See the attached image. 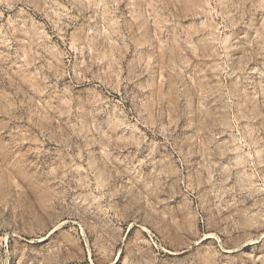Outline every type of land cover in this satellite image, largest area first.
<instances>
[{
	"label": "rangeland",
	"instance_id": "obj_1",
	"mask_svg": "<svg viewBox=\"0 0 264 264\" xmlns=\"http://www.w3.org/2000/svg\"><path fill=\"white\" fill-rule=\"evenodd\" d=\"M125 250L264 264V0H0V264Z\"/></svg>",
	"mask_w": 264,
	"mask_h": 264
},
{
	"label": "snow or ice",
	"instance_id": "obj_2",
	"mask_svg": "<svg viewBox=\"0 0 264 264\" xmlns=\"http://www.w3.org/2000/svg\"><path fill=\"white\" fill-rule=\"evenodd\" d=\"M132 251H134V249H132ZM127 255V250H125L124 252L121 253L118 261H117V264H124V256ZM92 259L93 261H97L100 259V257H98L95 253L93 254L92 256ZM110 259H115V257H112ZM25 264H27V262L25 261Z\"/></svg>",
	"mask_w": 264,
	"mask_h": 264
}]
</instances>
